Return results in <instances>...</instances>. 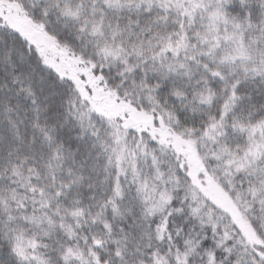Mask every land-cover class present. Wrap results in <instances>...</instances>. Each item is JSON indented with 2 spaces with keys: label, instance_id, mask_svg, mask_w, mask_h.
Returning <instances> with one entry per match:
<instances>
[{
  "label": "trees",
  "instance_id": "trees-1",
  "mask_svg": "<svg viewBox=\"0 0 264 264\" xmlns=\"http://www.w3.org/2000/svg\"><path fill=\"white\" fill-rule=\"evenodd\" d=\"M14 2L120 100L194 141L262 247L197 196L175 152L114 136L0 24V264H264V0L193 17L176 0ZM154 194L170 200L156 215Z\"/></svg>",
  "mask_w": 264,
  "mask_h": 264
},
{
  "label": "rangeland",
  "instance_id": "rangeland-1",
  "mask_svg": "<svg viewBox=\"0 0 264 264\" xmlns=\"http://www.w3.org/2000/svg\"><path fill=\"white\" fill-rule=\"evenodd\" d=\"M176 2L184 8V13L193 17L195 13L200 12L199 8H205V3L211 4L213 0H176ZM53 8L58 10L63 17L69 14V9L64 8L62 3H54ZM201 15H203L202 22L205 26L213 30L217 23L222 21L219 19V14L214 13L212 17L207 13ZM0 24L4 29L21 34L29 46L34 47L46 67L54 71L60 78L72 82L81 99L89 104V111L106 120L112 128L114 136L119 137L118 133L125 121L133 119L136 121V125L126 131L127 134L134 132L135 135L131 136L133 139H142L143 133L148 134L153 141L171 153L175 152L176 157L180 159L182 168L191 179L192 188L197 192V196L210 202L212 206L228 217L232 224L238 228L246 245L252 246L253 249L262 247V242L251 228L244 213L237 207L229 194L203 170L202 158L194 141L184 139L167 125L165 129H159L156 126L157 118L154 115L138 111L130 103L120 100L106 82L103 79L99 80V76L94 74L93 64L82 63L68 50L59 46L56 40L42 33L41 26L33 25L25 10L14 0H0ZM35 32L42 33L45 41L43 47L38 46L34 38ZM53 46L58 47L63 55L53 54L51 51ZM128 150L129 148H125V151ZM169 202V196L166 194L152 195L150 198L152 215H156ZM35 255H31V257ZM261 258L264 259V253L261 254Z\"/></svg>",
  "mask_w": 264,
  "mask_h": 264
},
{
  "label": "water",
  "instance_id": "water-1",
  "mask_svg": "<svg viewBox=\"0 0 264 264\" xmlns=\"http://www.w3.org/2000/svg\"><path fill=\"white\" fill-rule=\"evenodd\" d=\"M34 37L36 38L39 46H41V47L44 46L43 36H42L41 33L35 34ZM51 51H52L53 54H56V55H59V56L63 55L62 51L59 48H57V47H52ZM100 80H102V77H100ZM158 124H159L161 129H165V124H164V122H163V120L161 118L158 119ZM135 125H136V121H134L133 119H128L123 124V128L124 129H128L129 127L135 126Z\"/></svg>",
  "mask_w": 264,
  "mask_h": 264
}]
</instances>
